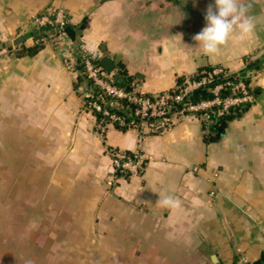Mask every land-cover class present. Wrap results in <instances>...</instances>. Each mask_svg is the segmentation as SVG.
<instances>
[{
  "label": "crops",
  "instance_id": "0c3cea01",
  "mask_svg": "<svg viewBox=\"0 0 264 264\" xmlns=\"http://www.w3.org/2000/svg\"><path fill=\"white\" fill-rule=\"evenodd\" d=\"M246 2L254 33L207 56L193 37L214 0H0V171H43L16 206L43 207L27 219L33 234L38 224L42 238L68 247L61 264H244L264 256V0ZM59 8L69 39L96 62L116 56L141 93H171L186 77L222 67L255 90L254 100L223 126L187 113L164 133L140 138L136 128L109 124L102 134L66 52L52 38L26 52L46 29L33 17ZM110 73L115 79L117 70ZM139 145L150 156L141 173L117 172L106 148ZM158 194L180 208L156 210Z\"/></svg>",
  "mask_w": 264,
  "mask_h": 264
},
{
  "label": "built area",
  "instance_id": "2783aa9c",
  "mask_svg": "<svg viewBox=\"0 0 264 264\" xmlns=\"http://www.w3.org/2000/svg\"><path fill=\"white\" fill-rule=\"evenodd\" d=\"M37 29L46 27L43 36L36 43H44L52 38L55 47L64 50V63L67 69L79 77L81 73L90 85L79 84L84 103L90 111L99 113L97 126L103 134L107 125L115 124L139 130L140 138L146 134L164 133L170 130L175 117L192 114L201 117L206 125L215 118L229 115L234 108L251 103L255 90L240 77L233 78L231 72L222 67L203 71L198 77H186L174 92H160L155 95L141 93L136 88L127 89L117 83L113 75L106 72L76 41L69 39L66 25L69 23L64 9H50L46 14L35 15L32 19ZM82 63V70L79 65ZM210 96L191 99V95L205 85H209ZM97 89L99 93H96ZM126 99L136 106L131 108L132 118L119 114L114 109L119 100ZM113 100V102H112ZM113 166L117 172L139 174L150 156L141 145L133 151H125L108 146ZM244 264H264L241 259Z\"/></svg>",
  "mask_w": 264,
  "mask_h": 264
},
{
  "label": "rangeland",
  "instance_id": "374dc122",
  "mask_svg": "<svg viewBox=\"0 0 264 264\" xmlns=\"http://www.w3.org/2000/svg\"><path fill=\"white\" fill-rule=\"evenodd\" d=\"M31 173L32 171H0L3 177L0 191V264H61L59 251L68 248L58 237L52 240L42 238L38 224L33 234L32 222L29 223L27 219L28 213L33 214L32 210H42V206L36 204V209L30 210L16 206L27 203L29 178L33 179L32 183L35 180L36 188L39 187L38 179L43 177V171H36L34 178ZM39 173L42 176H38ZM39 196L36 189V200ZM45 226L47 225L41 224L42 229Z\"/></svg>",
  "mask_w": 264,
  "mask_h": 264
},
{
  "label": "clouds",
  "instance_id": "9594fccd",
  "mask_svg": "<svg viewBox=\"0 0 264 264\" xmlns=\"http://www.w3.org/2000/svg\"><path fill=\"white\" fill-rule=\"evenodd\" d=\"M251 5L246 0H214L207 7L206 26L193 39L207 56L219 55L234 35L241 41L255 30V17L249 15ZM156 210L175 211L180 201L172 195L158 194Z\"/></svg>",
  "mask_w": 264,
  "mask_h": 264
},
{
  "label": "trees",
  "instance_id": "16d2710c",
  "mask_svg": "<svg viewBox=\"0 0 264 264\" xmlns=\"http://www.w3.org/2000/svg\"><path fill=\"white\" fill-rule=\"evenodd\" d=\"M66 27V30H68L70 32V29H71V26L67 23V25L65 26ZM46 28V27H45ZM73 32V31H72ZM75 33V32H73ZM72 33V34H73ZM43 36V33L39 32V31H36L35 33V37L37 38H41ZM42 43H36V45L32 48H29V49H26L28 53H34L36 52L40 47H41ZM98 63V61H97ZM253 65H251L252 67ZM79 68L82 70V63L79 65ZM233 78H235L236 76H232ZM131 82L132 81H129L128 85L125 87L127 89H131ZM86 84L87 86L90 85V82L89 80H87V78L85 77V75L83 73H81L78 77V84ZM118 84H120L119 82H117ZM122 85V84H120ZM123 86V85H122ZM209 87H210V84L209 85H205L203 86L201 89L199 90H196L190 97L191 99H199L201 97H208L210 96V92H209ZM94 91L96 93H99V91L97 89H94ZM113 102V100H112ZM136 105L133 103V102H130L126 99H122V100H119V105L114 109V111H116L117 113L119 114H123L125 115L127 118H132V114H131V108L135 107ZM98 116L99 113H97ZM234 115H232L231 113L229 115H226L224 116L223 118H221V124L217 123L219 126H223L224 123L229 120L230 118H232ZM256 263H264V256H262L259 260H256L255 261Z\"/></svg>",
  "mask_w": 264,
  "mask_h": 264
},
{
  "label": "water",
  "instance_id": "95a60500",
  "mask_svg": "<svg viewBox=\"0 0 264 264\" xmlns=\"http://www.w3.org/2000/svg\"><path fill=\"white\" fill-rule=\"evenodd\" d=\"M83 28V26L80 27V30ZM116 56L109 57L108 55H103L98 60L99 65L106 71V72H112L115 69L117 70V73L115 74V79L122 83L124 86L128 85V80L126 78L125 73H123V63H120L116 61Z\"/></svg>",
  "mask_w": 264,
  "mask_h": 264
}]
</instances>
